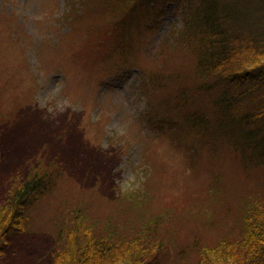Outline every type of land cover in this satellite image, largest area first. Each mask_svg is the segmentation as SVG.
Here are the masks:
<instances>
[{
  "label": "rangeland",
  "instance_id": "374dc122",
  "mask_svg": "<svg viewBox=\"0 0 264 264\" xmlns=\"http://www.w3.org/2000/svg\"><path fill=\"white\" fill-rule=\"evenodd\" d=\"M65 4V0H0L1 231L14 211L5 197L13 180L14 185L21 182L36 165L52 159L64 164L61 178L29 206L25 229L10 233L7 244L0 246V264H48L57 251L54 240L58 237L54 235L62 222L64 230L59 240L64 243L62 247L66 246L62 254L74 253L77 257L83 253L81 244L84 247L97 238L99 230L103 236L106 229L127 237L132 235V228L137 231L147 219L148 224H154V220L157 223L148 228L155 233L154 241L163 238L168 243L173 238L178 246L189 241L196 250L213 247L224 237L243 236L245 201H253L254 197H248L252 195L237 178L238 164L222 150L227 145L217 147L215 153L209 150L212 144H204L206 136L185 127L183 141L202 146V160L194 166L195 172L191 173L192 168L182 162L181 148L175 140L151 143L155 155L145 159L139 169L135 167L140 163V147L136 144L140 131L157 135L152 130L155 121L140 120L146 101L137 89L139 68L149 64L145 54L148 48L156 46L170 30L182 27L185 3L166 0L159 24L149 31L144 28L147 21L141 14V33L135 34L142 42L139 47L134 39L135 46L127 48L126 60L119 59L121 52L108 45L96 52L76 35H70L63 40V67L54 68L50 74L39 72L34 46L42 36L52 43L56 41L52 34L55 29L48 27L47 18L62 20ZM67 23L65 19L63 28L70 26ZM9 25L21 26L30 39L27 47L13 42L4 30ZM74 28L83 39H93L92 47H98L96 32L88 35L85 23H76ZM176 49L166 59L176 62L177 70H188L186 60L192 57ZM71 50L80 51L83 60L69 64ZM127 62H133L132 66ZM21 64L29 74L25 79L15 73ZM31 73L36 78V94H28V100L21 103L25 88L33 84ZM85 81L91 86H85ZM176 117L181 119L177 113ZM251 172L264 187V171L258 168ZM79 206L87 207L89 212L82 221L85 224L88 220L92 226L89 240L82 235L84 228L78 223L73 226L68 217ZM166 257L161 264H166Z\"/></svg>",
  "mask_w": 264,
  "mask_h": 264
},
{
  "label": "trees",
  "instance_id": "16d2710c",
  "mask_svg": "<svg viewBox=\"0 0 264 264\" xmlns=\"http://www.w3.org/2000/svg\"><path fill=\"white\" fill-rule=\"evenodd\" d=\"M165 1L65 0L64 18L58 21L50 19L53 16L47 18L48 27L55 29L52 34L56 41L52 43L42 36L34 46L37 71L50 74L54 68L63 67L66 54L63 40L70 35H76L79 41L89 44L96 52L108 45L121 52L119 59L126 60L129 57L127 48L135 46L132 42L138 41L139 47L142 42L138 39L140 35L135 34L141 33L140 15L143 14L147 21L143 26L149 31L159 24ZM175 1L185 3L182 27L170 30L156 46L148 48L145 54L149 64L139 68L137 89L146 101L140 120L155 121L152 130L157 135L148 136L143 129L140 131V139H136L140 147V163L135 167L139 169L145 159L155 155L152 144L163 139L175 140V145L181 148L182 162L192 168L191 173L195 172L194 166L202 160V146L195 141H183L185 127L189 128L187 131L195 128L197 134L206 136L204 144H212L209 150L215 153L217 147L227 145L222 150L234 159V164H238L237 178L244 182L248 195H252L248 197H254L253 201H245L244 234L236 239L224 237L213 247L196 250L195 244L193 246L189 241L180 242V246L173 238L167 240L168 243L163 238L154 241L155 233L148 228L157 226V223L154 220L151 221L154 224H148L150 219H147L137 231L132 228V235L127 237L119 231L114 233L106 229V236H103L99 230L97 238L86 242L84 247L81 244L83 253L77 257L74 253L62 254V248L66 249L59 240L63 236L62 222L54 235L58 237L54 240L57 251L48 264H161L165 256L166 264H178L180 260L182 264H188L190 257H193L191 264H264V196L261 195L264 187L263 181L256 177L262 181V184L257 183L251 172L258 168L264 171V0ZM63 19L68 21L66 25L69 27L63 28ZM76 23H85L90 36L96 32L98 47H92L90 36V39H83L74 28ZM4 30L17 46L30 44L21 26L11 28L9 25ZM175 49V52L182 51L188 58L192 57L186 60L188 70L187 67L186 70H177L176 62L166 59ZM68 59L69 64L79 62L83 60L82 53L71 50ZM127 63L132 66L130 63L133 62ZM15 71L22 79L29 75L22 64ZM30 79L33 84L25 88L21 103L28 100V94H36L34 74H30ZM84 85L91 86L87 81ZM55 160L58 159L36 165L26 178L15 185L13 180L7 189L6 202L14 211L0 230V246L7 244L10 233L25 229L23 224L29 219V206L64 173L63 162ZM86 208L79 206L68 217L71 216L73 226L78 223V227L84 228L82 235L89 240L92 226L88 220L85 224L82 222L89 215Z\"/></svg>",
  "mask_w": 264,
  "mask_h": 264
}]
</instances>
